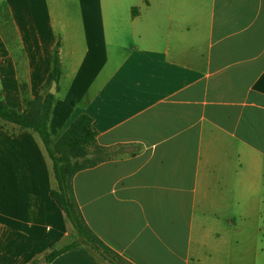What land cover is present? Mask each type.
Instances as JSON below:
<instances>
[{"label":"crops","instance_id":"crops-1","mask_svg":"<svg viewBox=\"0 0 264 264\" xmlns=\"http://www.w3.org/2000/svg\"><path fill=\"white\" fill-rule=\"evenodd\" d=\"M75 1L56 25L50 0H0V97L23 112L60 45L50 132L93 120L90 229L127 264H264V0ZM57 187L39 135L0 121V264H111L48 260L78 239Z\"/></svg>","mask_w":264,"mask_h":264},{"label":"trees","instance_id":"trees-1","mask_svg":"<svg viewBox=\"0 0 264 264\" xmlns=\"http://www.w3.org/2000/svg\"><path fill=\"white\" fill-rule=\"evenodd\" d=\"M62 63L60 45L52 58V68L40 96L27 103L23 112L10 108L0 97V121L35 132L41 138L46 151L53 162L54 176L58 187L51 191V197L66 214L68 221L78 233V239L48 255L52 261L58 256L78 247L87 245L104 257L111 264H127L117 253L105 245L90 229L77 203L73 181L75 176L97 165V160L90 159V149L96 145L97 132L93 120L88 115H81L65 132L54 138L50 132L56 96L50 93L54 82L60 83Z\"/></svg>","mask_w":264,"mask_h":264},{"label":"rangeland","instance_id":"rangeland-1","mask_svg":"<svg viewBox=\"0 0 264 264\" xmlns=\"http://www.w3.org/2000/svg\"><path fill=\"white\" fill-rule=\"evenodd\" d=\"M75 2V0H50L51 9L53 8L54 15L56 18V25H58L59 21L65 20L67 13L70 14L71 19H76L74 11ZM60 29L61 28H59V31Z\"/></svg>","mask_w":264,"mask_h":264},{"label":"water","instance_id":"water-1","mask_svg":"<svg viewBox=\"0 0 264 264\" xmlns=\"http://www.w3.org/2000/svg\"><path fill=\"white\" fill-rule=\"evenodd\" d=\"M57 86H58V84L56 82H54L52 87H51V89H50V93L52 95H56L57 94ZM45 261H47V260L45 259Z\"/></svg>","mask_w":264,"mask_h":264}]
</instances>
